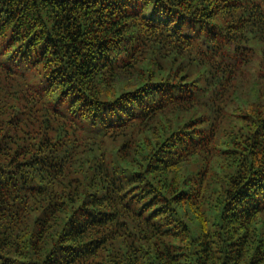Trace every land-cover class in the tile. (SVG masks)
<instances>
[{"label": "trees", "instance_id": "obj_1", "mask_svg": "<svg viewBox=\"0 0 264 264\" xmlns=\"http://www.w3.org/2000/svg\"><path fill=\"white\" fill-rule=\"evenodd\" d=\"M0 264H264V0H0Z\"/></svg>", "mask_w": 264, "mask_h": 264}]
</instances>
